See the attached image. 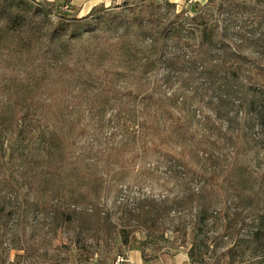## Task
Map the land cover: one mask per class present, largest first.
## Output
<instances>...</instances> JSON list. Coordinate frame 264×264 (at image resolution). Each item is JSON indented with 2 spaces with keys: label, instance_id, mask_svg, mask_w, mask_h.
<instances>
[{
  "label": "rangeland",
  "instance_id": "1",
  "mask_svg": "<svg viewBox=\"0 0 264 264\" xmlns=\"http://www.w3.org/2000/svg\"><path fill=\"white\" fill-rule=\"evenodd\" d=\"M231 1L179 4L182 23L190 30L184 36L194 43L203 40L204 26H211L219 7ZM263 1L241 0L244 6H262ZM162 4L163 0H124L110 9H97L92 23L81 25V35L74 39L78 53L60 54L62 63L84 64L114 87L132 90L131 99L65 87L42 107L41 100L49 94L48 79L41 77L33 51L17 43L6 27L0 28V172L60 165L59 175L44 184V196L67 203L84 200L107 209L117 201L134 204L141 198L177 193L163 154L183 158L201 172L228 173L237 188L260 202L247 226L227 229L223 218H215L200 231L194 214H173L166 240H148L139 232L133 244L142 248L147 260L161 258L163 264H264V152L246 129L234 133L233 141L224 139L218 133L224 124L207 101L173 78L166 80L160 64L164 41L152 42L137 28L111 23V16L133 6ZM172 117L185 129L180 130ZM18 221L12 228L18 230ZM42 224L37 218L29 221V228L41 232ZM178 225L187 238L174 231ZM53 237V259L33 258L11 241L0 247V264H101L116 258V264L127 262L120 256L121 246L111 256L100 254L85 262L76 251L67 252L62 229Z\"/></svg>",
  "mask_w": 264,
  "mask_h": 264
},
{
  "label": "trees",
  "instance_id": "2",
  "mask_svg": "<svg viewBox=\"0 0 264 264\" xmlns=\"http://www.w3.org/2000/svg\"><path fill=\"white\" fill-rule=\"evenodd\" d=\"M34 1L38 3L35 6L24 0H0V28L6 27L17 43L33 51L41 77L48 79L49 94L41 100L42 107L65 87L69 91L94 89L118 99L134 97L132 90L114 87L86 65L60 60V54L78 53L74 39L81 35V25L92 23L96 10L79 18L56 5ZM260 4L244 6L241 0H234L221 5L214 23L204 26L200 32L203 40L197 43L184 36L190 31L182 23L184 14L170 0L157 6H133L110 20L117 27L137 28L152 42L164 41L160 64L166 80L173 78L207 101L216 119L225 125L218 128L224 139L233 141L234 133L246 129L264 152V1ZM69 14L73 16L67 17ZM225 21L229 23L223 27ZM93 36L102 38L96 33ZM172 119L180 130L185 129L178 118ZM163 157L177 193L141 198L134 204L117 201L109 209L84 200L67 203L44 196V184L59 175L60 165L0 172V247L12 241L17 250L48 261L53 259V235L62 229L67 252L74 250L85 262H91L100 254L111 256L117 246L132 247L139 232L148 240H166L173 214H194L195 229L201 231L215 218H223L227 229L245 227L260 210L257 198L237 188L230 174L201 172L183 158ZM222 203L225 206L219 208ZM37 218L43 223L41 232L29 228V221ZM16 221L20 223L18 230L12 228ZM174 231L188 236L179 225Z\"/></svg>",
  "mask_w": 264,
  "mask_h": 264
},
{
  "label": "crops",
  "instance_id": "3",
  "mask_svg": "<svg viewBox=\"0 0 264 264\" xmlns=\"http://www.w3.org/2000/svg\"><path fill=\"white\" fill-rule=\"evenodd\" d=\"M41 3L56 5L63 8L68 6L69 12L78 17H84L91 14L94 10L105 8L110 9L111 7L120 5L124 0H37ZM174 4L187 3V0H170ZM119 256V255H118ZM117 256V257H118ZM126 259V263L123 264H163L161 258L155 260H147L143 254L142 249L137 245L133 244L130 248L123 247V254ZM117 259V258H116ZM116 259L104 262L101 264H116Z\"/></svg>",
  "mask_w": 264,
  "mask_h": 264
},
{
  "label": "built area",
  "instance_id": "4",
  "mask_svg": "<svg viewBox=\"0 0 264 264\" xmlns=\"http://www.w3.org/2000/svg\"><path fill=\"white\" fill-rule=\"evenodd\" d=\"M196 2H197V0H187V4H194V3H196ZM62 11H63V12H68V11H69L68 6H64V7L62 8Z\"/></svg>",
  "mask_w": 264,
  "mask_h": 264
}]
</instances>
